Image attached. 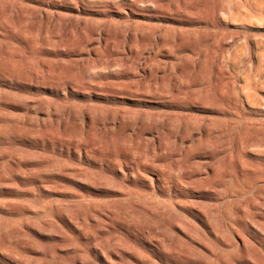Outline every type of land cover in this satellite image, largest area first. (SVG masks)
<instances>
[{
	"label": "rangeland",
	"instance_id": "rangeland-1",
	"mask_svg": "<svg viewBox=\"0 0 264 264\" xmlns=\"http://www.w3.org/2000/svg\"><path fill=\"white\" fill-rule=\"evenodd\" d=\"M16 1L0 264H264V0Z\"/></svg>",
	"mask_w": 264,
	"mask_h": 264
},
{
	"label": "bare ground",
	"instance_id": "bare-ground-1",
	"mask_svg": "<svg viewBox=\"0 0 264 264\" xmlns=\"http://www.w3.org/2000/svg\"><path fill=\"white\" fill-rule=\"evenodd\" d=\"M16 3H17V1L16 0H10V4H9V12L10 13H8L9 14V16H11L10 14H14V11H13V6H15L16 7ZM26 7H31V8H33V9H35V10H40V9H42V8H40V7H35V6H31V5H26ZM31 10V9H30ZM34 13V12H33ZM42 13H43V11H42ZM224 144H226V143H224ZM226 149L228 148V146L227 147H225ZM187 149V148H186ZM171 152H173L172 154H174L175 153V155H177V157H180L179 155H182V157H183V154L186 152L185 151V147H181V148H179V149H173V150H171ZM145 153V155H144V157H143V159H139L138 158V160H137V165H136V167L134 166V172H138V173H145V172H147L146 170L145 171H143V169H141V163H143L144 165L146 164L145 162H149L150 160H154L156 157H157V155H156V152H155V150L154 149H148V150H146V152H144ZM134 159V158H133ZM119 160H121V159H119ZM126 160V159H125ZM159 160V159H158ZM175 160L177 161V158H175ZM179 161V160H178ZM128 162V161H127ZM171 162H173V161H171ZM185 162V161H184ZM190 162V161H189ZM195 162V161H194ZM200 162H202V161H200ZM155 163V162H154ZM154 163H151V164H154ZM193 163V162H192ZM195 163H197V161L195 162ZM194 163V164H195ZM203 163V162H202ZM130 164V163H129ZM187 164V163H186ZM120 165L122 166V164L120 163ZM171 165H175V161L173 162V164H171ZM193 165V164H192ZM198 165H199V163H198ZM201 165V164H200ZM203 165V164H202ZM156 166H161V164L159 163V161H157V165ZM189 166H191V164L189 165ZM188 166V167H189ZM183 167L184 166H182L181 168L183 169ZM206 167V166H205ZM186 168V167H185ZM190 168V167H189ZM195 168V167H194ZM178 169H179V167H178ZM190 169H192V167L190 168ZM207 169V168H206ZM180 170V169H179ZM187 170V169H186ZM192 170H194V169H192ZM196 170V169H195ZM199 170V169H198ZM205 169H203V171H204ZM123 171V170H122ZM183 171V170H182ZM184 172H186L185 170H184ZM191 172V171H190ZM194 173H195V171H194ZM185 174V173H184ZM190 174V173H189ZM147 175V174H146ZM187 175H188V173H187ZM205 175V174H204ZM264 177V175L262 174V175H258V177H257V179H261L262 180V178ZM188 178V177H187ZM152 181H155V180H152ZM155 183V182H154ZM263 194V193H262ZM259 195V194H258ZM248 200V199H247ZM254 200H256V199H254ZM260 200V199H259ZM263 200V199H262ZM259 202V201H258ZM258 202H257V204H258ZM251 204V203H250ZM249 204V202L247 203V201L245 202V203H243V205L241 206V212H240V214H242V216L243 215H246L248 212H249V210H251V209H249L251 206H249L250 205ZM256 204V203H255ZM254 204V205H255ZM260 204H262V201L260 202ZM252 205V204H251ZM261 206V205H260ZM252 208V207H251ZM252 211V210H251ZM251 213V212H250ZM249 215V214H248ZM241 216V217H242ZM246 217V216H245ZM262 250V249H261ZM260 250V251H261Z\"/></svg>",
	"mask_w": 264,
	"mask_h": 264
}]
</instances>
